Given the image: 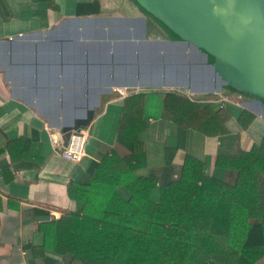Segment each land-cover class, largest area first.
Returning <instances> with one entry per match:
<instances>
[{
  "label": "crops",
  "instance_id": "0c3cea01",
  "mask_svg": "<svg viewBox=\"0 0 264 264\" xmlns=\"http://www.w3.org/2000/svg\"><path fill=\"white\" fill-rule=\"evenodd\" d=\"M156 22L136 0H0V264H67L43 249L41 225L80 212L69 185L115 148L125 151L118 128L133 95H145L149 124L142 136L147 165L138 175L177 178L190 156L205 165L207 176L234 183L217 160L264 141V115L254 98L239 99L228 85L221 93H195L207 86L180 80L188 71L169 74L142 67L140 60L131 64L128 57L115 58L113 47L105 56L113 41H126L130 32L133 38L184 44ZM167 93L214 112L228 110L226 131L208 135L168 121ZM243 113L247 120L254 116L247 127L239 121ZM79 126L89 128V141L87 157L76 163L61 156L51 135ZM169 149L176 151L171 167ZM233 198L248 206V194L237 190ZM255 264H264V254Z\"/></svg>",
  "mask_w": 264,
  "mask_h": 264
},
{
  "label": "trees",
  "instance_id": "16d2710c",
  "mask_svg": "<svg viewBox=\"0 0 264 264\" xmlns=\"http://www.w3.org/2000/svg\"><path fill=\"white\" fill-rule=\"evenodd\" d=\"M144 110V94L126 100L118 128L125 151L115 148L69 185V197L82 208L41 225L43 249L67 264H255L264 254V141L217 160L234 183L207 176L190 156L177 178L141 176ZM244 114L239 121L247 127L254 116ZM163 116L179 128L216 135L226 131L230 113L167 93ZM170 150L168 167L176 153ZM237 190L249 195L248 206L234 200Z\"/></svg>",
  "mask_w": 264,
  "mask_h": 264
},
{
  "label": "water",
  "instance_id": "95a60500",
  "mask_svg": "<svg viewBox=\"0 0 264 264\" xmlns=\"http://www.w3.org/2000/svg\"><path fill=\"white\" fill-rule=\"evenodd\" d=\"M180 42L203 57L219 83L203 92L221 93L223 85L244 90L264 107V0H136ZM179 42V41H178ZM209 58L213 61L209 63ZM262 114V113H261ZM61 129V128H60ZM65 130V129H61Z\"/></svg>",
  "mask_w": 264,
  "mask_h": 264
},
{
  "label": "rangeland",
  "instance_id": "374dc122",
  "mask_svg": "<svg viewBox=\"0 0 264 264\" xmlns=\"http://www.w3.org/2000/svg\"><path fill=\"white\" fill-rule=\"evenodd\" d=\"M156 24L161 25L163 28L165 26L161 23V21H157ZM169 33L171 35L174 34L173 32ZM175 37L177 36L175 35ZM147 39L149 40V38ZM164 39L165 38H160L159 40L162 41ZM148 40L142 36L133 38V34L130 32L126 41H113L108 46V49L105 50V56H111L109 52L113 47L115 49L113 52V56L115 58H118L120 55L123 57H128V61H130L131 64L140 60L142 67H146L147 69L152 67L155 70H161L163 68L169 74L174 72L183 73L188 71L191 73V75L180 78V80H183V82L187 81L196 85L207 86L209 88L213 87L214 89L219 87V83L211 77L210 72L205 67L203 57L195 52V50L191 48L190 45L180 43L168 44L163 42H151ZM177 40L180 42L178 37ZM138 48H140V50H137ZM212 61L213 59H211V62ZM211 62L209 58V63ZM229 88L230 92L233 91V94L235 93L239 99H259L258 97L245 92L244 90H239L232 86H229ZM259 110L264 115V107L260 106Z\"/></svg>",
  "mask_w": 264,
  "mask_h": 264
},
{
  "label": "built area",
  "instance_id": "2783aa9c",
  "mask_svg": "<svg viewBox=\"0 0 264 264\" xmlns=\"http://www.w3.org/2000/svg\"><path fill=\"white\" fill-rule=\"evenodd\" d=\"M54 146L60 150L61 156L69 161L81 163L87 157L86 146L89 141V128L79 126L72 130H55L51 135ZM26 255L25 251H22ZM22 264H29L24 261Z\"/></svg>",
  "mask_w": 264,
  "mask_h": 264
}]
</instances>
